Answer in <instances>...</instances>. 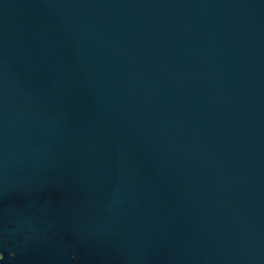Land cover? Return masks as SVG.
<instances>
[{"label":"water","instance_id":"95a60500","mask_svg":"<svg viewBox=\"0 0 264 264\" xmlns=\"http://www.w3.org/2000/svg\"><path fill=\"white\" fill-rule=\"evenodd\" d=\"M0 264H264V0H0Z\"/></svg>","mask_w":264,"mask_h":264}]
</instances>
